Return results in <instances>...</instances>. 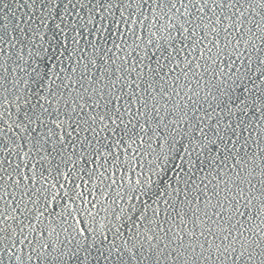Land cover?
I'll return each instance as SVG.
<instances>
[{
	"label": "snow or ice",
	"instance_id": "snow-or-ice-1",
	"mask_svg": "<svg viewBox=\"0 0 264 264\" xmlns=\"http://www.w3.org/2000/svg\"><path fill=\"white\" fill-rule=\"evenodd\" d=\"M0 264H264V0H0Z\"/></svg>",
	"mask_w": 264,
	"mask_h": 264
}]
</instances>
